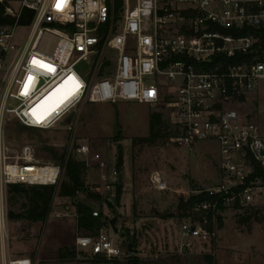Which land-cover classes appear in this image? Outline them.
<instances>
[{"label":"built area","instance_id":"1","mask_svg":"<svg viewBox=\"0 0 264 264\" xmlns=\"http://www.w3.org/2000/svg\"><path fill=\"white\" fill-rule=\"evenodd\" d=\"M57 3L19 0L16 10L8 4L4 8V14L16 18L25 7L32 17L20 42L13 41L15 24L0 25V187L54 186L60 172L56 163L35 160L30 145L10 161L3 135L7 118L28 128L69 132L75 120H65L74 119L85 104L133 101L160 109L172 143L189 148L203 141L216 144L218 182L204 191L221 199L224 208L251 206L256 192L247 179L253 161L264 167V135L237 107L256 94L264 78V0ZM7 52L12 57L4 69ZM71 157L98 170L103 189L113 191L116 171L107 170L99 153L76 144ZM36 171L41 175L33 178ZM151 180L158 190L167 189L159 173ZM195 209L212 217L221 214L217 200ZM66 215L67 210L48 213L49 218ZM3 223L0 203V264H32L29 257L5 252ZM207 223L202 216L200 224L188 228L189 236L203 242L214 239L217 231ZM73 249L87 250L89 260L122 258L120 248L101 229L94 236L76 235Z\"/></svg>","mask_w":264,"mask_h":264},{"label":"rangeland","instance_id":"2","mask_svg":"<svg viewBox=\"0 0 264 264\" xmlns=\"http://www.w3.org/2000/svg\"><path fill=\"white\" fill-rule=\"evenodd\" d=\"M18 3L19 0H7L12 10L18 8ZM24 27L14 29V42L23 39ZM11 57L12 52H7L4 69ZM2 79L0 73V92ZM237 108L264 135V78L256 94ZM154 111L160 112V109L133 101L85 104L74 119L65 120H75L69 132L63 128H28L7 118L3 135L9 147L8 155L12 157L10 161L20 156L23 146L30 145L35 160L60 165L58 156H71L72 147L86 144L91 152L101 155L107 170L116 171L120 191L117 199L116 185L112 192L105 191L98 179V170L88 167L83 182L97 197L78 193L71 200L61 196L60 185L69 181L60 166L49 211L65 212L67 208V215L49 218L48 211L44 221H29L6 216L7 212L19 214L29 208L32 195L29 187L8 192L7 186H1L0 203L8 238L5 252L13 257H29L32 264H92L86 258L87 250L75 252L67 263L60 262L57 255L60 248L73 249L76 235L93 236L75 226L74 203L82 202L105 218L100 229L106 231L122 251L119 262L135 256L139 264H208L205 255L210 254L216 264H264V183L252 181L256 194L249 207L235 209L230 204L220 215L210 218L206 217L209 212L205 210H179L180 198L186 199L217 184V146L210 141L197 142L192 148L179 146L169 140V135L143 140L148 136L149 113ZM118 147L121 150L119 171L115 166ZM154 173L162 175L167 189L158 190L154 186L151 180ZM202 216L208 219L207 227L217 231L216 237L208 242L188 234V228L200 224ZM217 216L221 217L220 227ZM111 218L115 219V232L108 224Z\"/></svg>","mask_w":264,"mask_h":264},{"label":"trees","instance_id":"3","mask_svg":"<svg viewBox=\"0 0 264 264\" xmlns=\"http://www.w3.org/2000/svg\"><path fill=\"white\" fill-rule=\"evenodd\" d=\"M7 6V0H1L0 2V25H13L16 26H26L29 24L32 17V11L22 7L18 16H10L4 14V8ZM227 33H230L227 31ZM243 32H237L235 34L239 35ZM167 124L163 119V115L159 111H154L149 113L148 117V136L142 138L145 141L154 140L159 136H167ZM60 161V166L63 167L65 176L68 179V183H62L60 185L59 195L74 199L77 192L82 193L85 197H97L96 194H91L87 187L84 186L83 176L85 173V166L83 162L73 159L71 156L64 157L63 154L57 157ZM115 166L119 171L121 168V150L117 148L116 163ZM261 180L264 183V167L260 166L257 162L253 161V172L249 175L247 182ZM24 186H28L32 191V195L29 198L30 206L23 213L14 214L12 212H7L8 219L23 218L29 221H44L46 215L49 211L50 202L52 198V193L54 191V186L49 185H24V184H10L7 185L8 192L14 191L19 192L23 190ZM120 191V184L116 183V199L118 198ZM217 200V208L222 213L224 207L222 206V200L217 196H211L204 190L197 194H192L186 199L180 198L178 202V209L194 210L200 203L207 202L213 203ZM237 209V205L234 207ZM75 210V226L77 230L88 231L93 234V236L98 232V230L103 226L105 221L100 213L92 215L91 208L82 202L74 203ZM212 213L209 212L206 217L210 218ZM219 221V227L222 225L221 217L217 216ZM210 228V227H209ZM58 258L60 262L67 263L71 261L75 256V251L68 247H63L58 250ZM205 260L208 264H216L214 256L207 254L205 255ZM92 264H139V259L135 256L125 257L123 262H119L117 259L106 260L101 256H95L89 260Z\"/></svg>","mask_w":264,"mask_h":264},{"label":"snow or ice","instance_id":"4","mask_svg":"<svg viewBox=\"0 0 264 264\" xmlns=\"http://www.w3.org/2000/svg\"><path fill=\"white\" fill-rule=\"evenodd\" d=\"M64 2H65V0H58L57 6L60 7L61 4L64 3ZM33 63H41V62H38V61L34 60ZM41 66L47 68L48 70H53L52 67H51L50 65L42 64V63H41ZM29 79H31V77H29ZM66 98H67V97H65V99H66ZM41 118H42V117H41Z\"/></svg>","mask_w":264,"mask_h":264},{"label":"water","instance_id":"5","mask_svg":"<svg viewBox=\"0 0 264 264\" xmlns=\"http://www.w3.org/2000/svg\"><path fill=\"white\" fill-rule=\"evenodd\" d=\"M260 153H261V154L264 153V149H263V148L260 149ZM118 181H119V180H118ZM114 222H115V219H114V218H111V219H109V221H108L109 227L111 228V230H112L113 232L116 231V228L114 227ZM127 250H128V252H129L130 249L128 248Z\"/></svg>","mask_w":264,"mask_h":264},{"label":"bare ground","instance_id":"6","mask_svg":"<svg viewBox=\"0 0 264 264\" xmlns=\"http://www.w3.org/2000/svg\"><path fill=\"white\" fill-rule=\"evenodd\" d=\"M40 175H41V172H40V171H36L35 175L32 174V177H33V178H38ZM3 225H4L3 228L5 229V223H3Z\"/></svg>","mask_w":264,"mask_h":264},{"label":"crops","instance_id":"7","mask_svg":"<svg viewBox=\"0 0 264 264\" xmlns=\"http://www.w3.org/2000/svg\"><path fill=\"white\" fill-rule=\"evenodd\" d=\"M257 90H258V89H257ZM85 171H86V170H85ZM87 172H88V169H87V171H86V174H87ZM165 181H166V180H165ZM70 199H71V198H70ZM66 210H68V209H66V208H65V210H64V211H66ZM224 210H226V208H225ZM74 213H75V210H74ZM218 242H219V241H217V244H218ZM218 248H219V246H218V245H216V249H215V250H217Z\"/></svg>","mask_w":264,"mask_h":264}]
</instances>
